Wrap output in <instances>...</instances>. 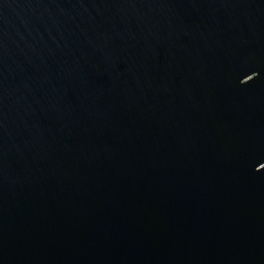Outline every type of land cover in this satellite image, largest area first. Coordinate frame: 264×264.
Segmentation results:
<instances>
[{"label": "water", "instance_id": "obj_1", "mask_svg": "<svg viewBox=\"0 0 264 264\" xmlns=\"http://www.w3.org/2000/svg\"><path fill=\"white\" fill-rule=\"evenodd\" d=\"M0 264H264V0H0Z\"/></svg>", "mask_w": 264, "mask_h": 264}]
</instances>
